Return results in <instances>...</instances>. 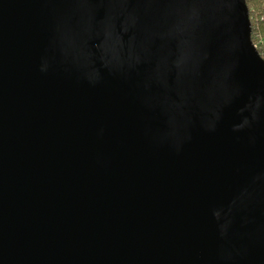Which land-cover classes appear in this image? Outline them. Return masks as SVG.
<instances>
[{
	"label": "water",
	"instance_id": "obj_1",
	"mask_svg": "<svg viewBox=\"0 0 264 264\" xmlns=\"http://www.w3.org/2000/svg\"><path fill=\"white\" fill-rule=\"evenodd\" d=\"M0 264H264L245 0H0Z\"/></svg>",
	"mask_w": 264,
	"mask_h": 264
},
{
	"label": "trees",
	"instance_id": "obj_2",
	"mask_svg": "<svg viewBox=\"0 0 264 264\" xmlns=\"http://www.w3.org/2000/svg\"><path fill=\"white\" fill-rule=\"evenodd\" d=\"M251 25V42L264 60V0H245ZM262 40V44H257Z\"/></svg>",
	"mask_w": 264,
	"mask_h": 264
},
{
	"label": "built area",
	"instance_id": "obj_3",
	"mask_svg": "<svg viewBox=\"0 0 264 264\" xmlns=\"http://www.w3.org/2000/svg\"><path fill=\"white\" fill-rule=\"evenodd\" d=\"M257 44H262V40H258ZM256 48V45H253ZM257 49V48H256ZM264 54V53H263Z\"/></svg>",
	"mask_w": 264,
	"mask_h": 264
}]
</instances>
